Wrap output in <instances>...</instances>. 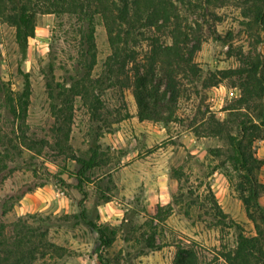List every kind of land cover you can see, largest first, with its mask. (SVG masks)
Instances as JSON below:
<instances>
[{
	"label": "rangeland",
	"instance_id": "rangeland-1",
	"mask_svg": "<svg viewBox=\"0 0 264 264\" xmlns=\"http://www.w3.org/2000/svg\"><path fill=\"white\" fill-rule=\"evenodd\" d=\"M178 9L181 27L189 37L190 32L197 33L200 39L192 57L198 78L180 72L176 120L167 124L139 119L134 79L136 69L139 75L147 70L151 38L160 46L170 44L168 29H145L143 37L129 39L126 53H133L134 60L126 58L120 69L121 63L109 60L108 33L96 15L95 60L88 71L89 59L79 44L81 23L74 17L37 14L24 58L14 28L0 19V225L7 236L24 226L35 240L53 245L44 248V256L33 264H173V244L191 240L202 263L224 264L216 256L223 246H233L234 228L215 220L208 226L211 216L203 211L208 208L206 186L211 188L214 172L232 190L226 177L228 164L222 171L213 170L226 161L228 144L222 136H211L209 126L213 120L236 123L235 116L247 113L229 111L240 94L234 79L215 86L206 83L209 74L237 69L245 58L264 62V29L246 24L249 20L242 16L238 0L211 9L208 25L199 8L179 5ZM25 74L30 95L23 124L12 111ZM81 80L91 92L83 99L71 98L67 142L71 150L60 155L55 142L62 114L56 116L55 110H65L57 98L58 87H81ZM250 113L257 123L255 112ZM189 133L198 140L187 149L183 135ZM24 140L38 146L28 149ZM253 151L264 161L263 140L255 141ZM70 153L81 161L94 159L96 165L83 171ZM157 194L168 195L171 206L162 211L164 219L159 222L153 220L155 205H162L154 204ZM233 219L251 235L248 224ZM88 221L114 229L113 242L100 244Z\"/></svg>",
	"mask_w": 264,
	"mask_h": 264
},
{
	"label": "trees",
	"instance_id": "trees-1",
	"mask_svg": "<svg viewBox=\"0 0 264 264\" xmlns=\"http://www.w3.org/2000/svg\"><path fill=\"white\" fill-rule=\"evenodd\" d=\"M242 5V16L249 21L248 26L255 25L264 29V0H238ZM228 0H0V19L15 30V43L22 58L25 57L28 40L34 37L37 14L69 15L81 23L79 44L84 48V58L89 59L86 66L89 71L95 60L94 18L99 15L108 33L112 54V63H121L120 69L128 61L134 60L133 53H126L129 39L136 36L143 37L145 29L154 28L156 31L168 29L171 42L160 46L158 39L151 38L150 54L147 57L148 67L144 74L135 71V85L137 88L136 104L140 120L162 121L167 124L176 120L178 99L181 95L178 75L184 71L190 73L192 80L198 78L197 70L192 62L193 53L200 48L197 33H191L181 27L179 19V5L187 8L200 9L202 21L211 14V9L224 6ZM209 28L211 26H208ZM214 33V30L211 31ZM142 39V38H141ZM149 41L150 38L148 37ZM134 41H138L135 40ZM192 46L187 47L188 43ZM125 54V55H123ZM185 68V70H183ZM116 73V71H115ZM234 79L233 87L239 89V97L234 107L229 111L244 110L248 114L235 116L231 121H212L209 126L210 135L224 137L228 144L225 150V162L217 165L213 170H224L228 164L226 177L230 181L233 192L241 201L246 219L253 225V235H249L245 228L225 214L214 197L210 185L206 187L205 200L208 208L203 213L211 216L208 226L224 224L234 228L235 241L232 247L223 246L216 259L224 264H264V209L259 205V196L264 194V184L257 178V173L264 164L256 157L253 148L257 140L264 141V62L258 57L244 59L237 69L218 71L209 74L206 85L215 86L224 80ZM80 81V86L59 88L57 98L64 106L55 110L56 116H62V121L56 127L55 146L58 154H68L67 145L71 121V98L91 92L89 86ZM163 87L161 88V86ZM161 88V89H160ZM30 95L28 75H24V88L16 100L13 116L24 124ZM93 103V102H92ZM91 103V106H92ZM255 112V119L250 112ZM61 118V117H59ZM233 124H236L235 127ZM24 139V138H23ZM25 141V140H24ZM23 141V142H24ZM25 146L34 149L38 144L26 140ZM220 150L214 151L219 155ZM69 158L77 160L82 170L90 169L96 164L94 159L88 162L76 159L70 153ZM3 170L0 167V173ZM231 177V178H230ZM177 178V177H176ZM110 201L106 199L105 202ZM200 207L203 208L201 204ZM167 205H155L153 220L162 221V211H170ZM98 234V240L103 246H109L115 238V230L87 222ZM150 248L155 249L153 246ZM52 248L42 239H36L29 228L24 226L14 228L13 234L7 236L4 227L0 225V264H33L42 258V250ZM175 253L173 264H204L200 260L199 252L194 241L189 243H174ZM49 249V248H47Z\"/></svg>",
	"mask_w": 264,
	"mask_h": 264
},
{
	"label": "crops",
	"instance_id": "crops-1",
	"mask_svg": "<svg viewBox=\"0 0 264 264\" xmlns=\"http://www.w3.org/2000/svg\"><path fill=\"white\" fill-rule=\"evenodd\" d=\"M183 138L186 140L188 139L185 146L187 149L193 148L198 140V138L194 136L193 133L183 135ZM182 142L184 143V140H182ZM259 171L261 172L259 175H257V178L259 176L260 180L259 178L258 180L263 183L262 181H264V164ZM212 177L214 179L211 185V191L214 194L217 204L219 205L221 210L227 215H232L231 217L229 216L230 218L233 219L237 217L239 220L248 224V226L252 229L251 235H253V225L246 219L241 201L236 197L233 190L229 188V182L226 181V179L222 177L221 174L218 175L217 172H214L212 174ZM169 198L170 197L168 195L164 194L160 196L159 194H157L154 198V204L161 203L162 205H167L169 202ZM262 198H264V194H261L259 196V205L264 209V201H262ZM234 209L235 211H233ZM232 211L236 213L234 214Z\"/></svg>",
	"mask_w": 264,
	"mask_h": 264
}]
</instances>
